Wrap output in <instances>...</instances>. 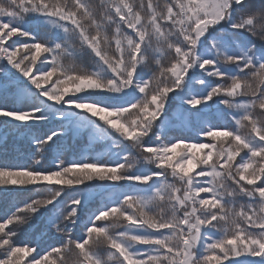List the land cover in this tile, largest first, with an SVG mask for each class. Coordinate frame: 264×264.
Listing matches in <instances>:
<instances>
[{"label":"snow or ice","instance_id":"obj_1","mask_svg":"<svg viewBox=\"0 0 264 264\" xmlns=\"http://www.w3.org/2000/svg\"><path fill=\"white\" fill-rule=\"evenodd\" d=\"M0 117V264H264V0H0Z\"/></svg>","mask_w":264,"mask_h":264},{"label":"trees","instance_id":"obj_2","mask_svg":"<svg viewBox=\"0 0 264 264\" xmlns=\"http://www.w3.org/2000/svg\"><path fill=\"white\" fill-rule=\"evenodd\" d=\"M4 118L0 117V136L4 134ZM38 130H33L32 134H36ZM7 146L4 147L3 141H0V163H9L13 165H31V148L30 140L31 136L24 134L23 132L16 134L15 129H10V134L6 137ZM65 144H68L69 141H65ZM75 148H79L82 145V141H73L71 142ZM55 156V148L53 152L48 154V158L45 161V166L49 167L52 165L53 159ZM66 158H71V153H66ZM10 198L3 195L0 192V206L6 205V202ZM0 211H2L0 209Z\"/></svg>","mask_w":264,"mask_h":264},{"label":"rangeland","instance_id":"obj_3","mask_svg":"<svg viewBox=\"0 0 264 264\" xmlns=\"http://www.w3.org/2000/svg\"><path fill=\"white\" fill-rule=\"evenodd\" d=\"M44 166H45V164H44ZM45 167H46V166H45ZM4 207H5V206L1 205V206H0V209L3 210ZM20 239H24V237L21 236Z\"/></svg>","mask_w":264,"mask_h":264}]
</instances>
